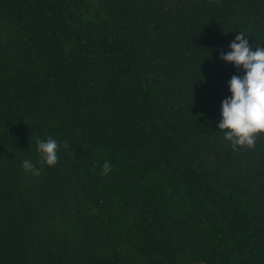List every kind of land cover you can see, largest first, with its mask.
Segmentation results:
<instances>
[{"label": "trees", "instance_id": "16d2710c", "mask_svg": "<svg viewBox=\"0 0 264 264\" xmlns=\"http://www.w3.org/2000/svg\"><path fill=\"white\" fill-rule=\"evenodd\" d=\"M240 32L264 0H0V264H264V135L218 128Z\"/></svg>", "mask_w": 264, "mask_h": 264}, {"label": "clouds", "instance_id": "9594fccd", "mask_svg": "<svg viewBox=\"0 0 264 264\" xmlns=\"http://www.w3.org/2000/svg\"><path fill=\"white\" fill-rule=\"evenodd\" d=\"M245 37L240 32L230 44L231 51L220 54L222 60L245 72L243 76L233 75L229 81L231 97L222 101V120L218 124L233 151L254 148L257 137L264 135V46L253 50ZM36 143L39 163L55 166L59 160L58 142L49 137L46 141L38 139ZM64 147H68V141H64ZM22 167L27 173L40 175V170L30 160H25ZM111 171L112 165L105 161L101 174L106 176Z\"/></svg>", "mask_w": 264, "mask_h": 264}]
</instances>
